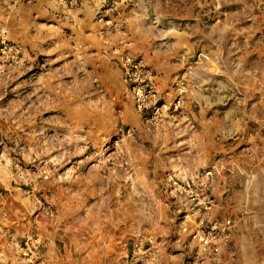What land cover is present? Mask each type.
Instances as JSON below:
<instances>
[{"label": "rangeland", "instance_id": "374dc122", "mask_svg": "<svg viewBox=\"0 0 264 264\" xmlns=\"http://www.w3.org/2000/svg\"><path fill=\"white\" fill-rule=\"evenodd\" d=\"M123 4L0 0V264H264V0Z\"/></svg>", "mask_w": 264, "mask_h": 264}, {"label": "crops", "instance_id": "0c3cea01", "mask_svg": "<svg viewBox=\"0 0 264 264\" xmlns=\"http://www.w3.org/2000/svg\"><path fill=\"white\" fill-rule=\"evenodd\" d=\"M124 2L125 0H28L30 5L27 7L26 10L28 11L26 12H32V15H29L32 17L34 14L38 15L39 12L41 13V8L43 7L49 10L48 16L52 17L63 28L76 31L77 27H83L85 31L88 27L92 30L93 26H95L94 17L97 13L112 19L113 15L110 14L112 11L107 9V7L112 5L118 11L124 5ZM36 7L40 10H37ZM86 35L91 36L92 34L88 30ZM262 59L264 60V56Z\"/></svg>", "mask_w": 264, "mask_h": 264}, {"label": "built area", "instance_id": "2783aa9c", "mask_svg": "<svg viewBox=\"0 0 264 264\" xmlns=\"http://www.w3.org/2000/svg\"><path fill=\"white\" fill-rule=\"evenodd\" d=\"M212 229H215V226H213V227H212ZM200 240H201V241H203V239H202V238H200ZM204 242H205V241H204Z\"/></svg>", "mask_w": 264, "mask_h": 264}]
</instances>
